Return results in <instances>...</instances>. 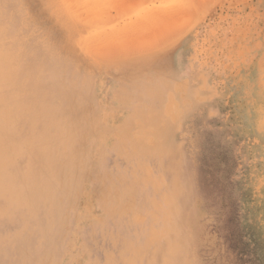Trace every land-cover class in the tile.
I'll return each mask as SVG.
<instances>
[{"label":"rangeland","instance_id":"rangeland-1","mask_svg":"<svg viewBox=\"0 0 264 264\" xmlns=\"http://www.w3.org/2000/svg\"><path fill=\"white\" fill-rule=\"evenodd\" d=\"M0 264H264V0H0Z\"/></svg>","mask_w":264,"mask_h":264},{"label":"bare ground","instance_id":"bare-ground-1","mask_svg":"<svg viewBox=\"0 0 264 264\" xmlns=\"http://www.w3.org/2000/svg\"><path fill=\"white\" fill-rule=\"evenodd\" d=\"M158 147L161 148V145H158ZM158 147H157L156 149L153 150V154H154V155H158V154H156V153H160V152H161L160 150H158ZM164 153H165V151H164ZM165 156H166V155H165ZM167 157H168V156H167ZM172 160H173V159H172ZM168 162H170V160H169ZM168 162H166V163H168ZM168 164H169V163H168ZM162 165H163V163H162ZM165 165H166V164H165ZM176 165H179V164L176 163ZM165 167H166V166H165ZM167 167H168V166H167ZM143 173H144V172H143ZM173 175H174V174H173ZM173 177H174V176H173ZM176 178H178V177L175 176V179H176ZM175 179H173V180H175ZM153 180H155V179H153ZM157 181H158V180H157ZM168 182H169V181H168ZM160 183H161V182H160ZM152 184H153V183H152ZM160 185H161V184H160ZM168 185H169V184H168ZM157 186H158V185H157ZM161 186H162V185H161ZM161 186H160V187H161ZM166 186H167V184H166ZM166 186H165V187H166ZM154 187H155V186H154ZM169 187H170V186H168V188H169ZM175 188H176V187H175ZM157 189H158V188H157ZM166 189H167V188H166ZM152 191H153V190H152ZM154 192H155V191H154ZM155 193H156V192H155ZM152 203L154 204V201H153ZM157 216H159V215H157ZM159 217H160V216H159ZM148 219L151 220L150 218H148ZM155 219H156V218H155ZM149 220H148V221H149ZM158 220H159V219H158ZM153 222H155V221H153ZM149 223H150V221H149ZM151 223H152V222H151ZM146 224H147V223H146ZM156 224H157V223H156ZM148 226H149V225H148ZM153 226H154V225H153ZM156 226H157V225H156ZM146 227H147V226H146ZM150 227H151V224H150ZM129 228H131V227H129ZM148 229H150V228H148ZM144 230H145V229H144ZM155 231H156V230H155ZM160 232H161V231H160ZM161 233H164V232H161ZM120 234H121V233H120ZM147 235H148V234H147ZM119 237H120V236H119ZM125 240H127V239H125ZM147 241H148V240H147ZM147 241H146V243L149 242V241H148V242H147ZM144 242H145V241H144L142 238H138V239H135V240H132V241H131V240L128 241L127 244H128L129 247H131L132 249H136V250H138V249H140V248L142 249V248L144 247V244H143ZM172 242H173V241H172ZM121 243H123V242H121ZM124 243L126 244V242H124ZM161 244H163V243H160L159 245H161ZM155 245H156V244H155ZM150 248H151V247H150ZM153 248H154V246H153ZM153 248H152V249H153ZM156 248H158V247H156ZM126 249H127V248H126ZM150 250H151V249H150ZM157 251H158V250H157ZM159 252H160V251H159ZM168 252H169V251H168ZM120 253H121V252H120ZM129 253H130V252H129ZM130 254H131V253H130ZM143 255H144V254H143ZM123 256H124V255H123ZM154 256H155V255H153V257H154ZM130 257H131V256H130ZM120 258H121V257H120ZM124 258H125V257H124ZM132 259H134V258H131V260H132ZM140 259H141V258H140ZM153 259H154V258H153ZM144 260H145V259H144ZM125 261H127V260H125ZM147 261H148V260H147ZM120 262H121V261H120ZM133 262H134V261H133ZM129 263H131V262H129ZM149 263H150V260H149Z\"/></svg>","mask_w":264,"mask_h":264}]
</instances>
